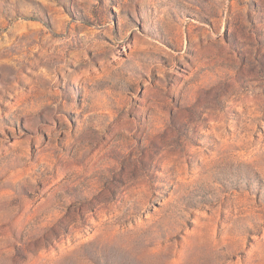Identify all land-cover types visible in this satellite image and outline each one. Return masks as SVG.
<instances>
[{
  "label": "rangeland",
  "instance_id": "1",
  "mask_svg": "<svg viewBox=\"0 0 264 264\" xmlns=\"http://www.w3.org/2000/svg\"><path fill=\"white\" fill-rule=\"evenodd\" d=\"M0 264H264V0H0Z\"/></svg>",
  "mask_w": 264,
  "mask_h": 264
}]
</instances>
